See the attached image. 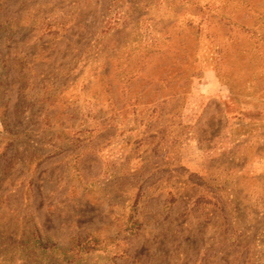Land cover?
<instances>
[{
  "label": "rangeland",
  "instance_id": "obj_1",
  "mask_svg": "<svg viewBox=\"0 0 264 264\" xmlns=\"http://www.w3.org/2000/svg\"><path fill=\"white\" fill-rule=\"evenodd\" d=\"M0 264H264V0H0Z\"/></svg>",
  "mask_w": 264,
  "mask_h": 264
}]
</instances>
